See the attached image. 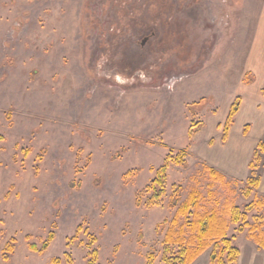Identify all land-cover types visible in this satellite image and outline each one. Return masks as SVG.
Wrapping results in <instances>:
<instances>
[{
	"label": "rangeland",
	"instance_id": "rangeland-1",
	"mask_svg": "<svg viewBox=\"0 0 264 264\" xmlns=\"http://www.w3.org/2000/svg\"><path fill=\"white\" fill-rule=\"evenodd\" d=\"M260 141L264 0H0V264H163L191 190L202 212L264 203L261 149L244 193ZM250 227L264 236V204L228 219L225 264H264Z\"/></svg>",
	"mask_w": 264,
	"mask_h": 264
},
{
	"label": "trees",
	"instance_id": "trees-1",
	"mask_svg": "<svg viewBox=\"0 0 264 264\" xmlns=\"http://www.w3.org/2000/svg\"><path fill=\"white\" fill-rule=\"evenodd\" d=\"M239 109V99H236L230 106L228 115L223 123L222 139L225 141L228 138V133L231 125L234 123L235 114ZM264 151V141L257 143L248 167L251 171L250 178L247 179L244 193L248 196L252 189H256L260 185V178L257 175L259 167V150ZM182 152L180 156H183ZM175 163L185 165L184 160L178 159ZM210 177L213 180H223L224 175L210 166H206ZM166 166L163 165L157 172L153 184H159V191H153L152 199L158 200L164 193V175ZM200 194L196 190H191L186 198L177 206L175 214L168 222L167 229L164 233V255L162 258L163 264H191L198 256H200L208 247L214 245L211 254V260L214 264H225L223 260V252L227 251L229 262L233 263L239 254V250L232 246L231 241L226 236L228 229V219L232 222H238L241 218L245 217L246 213L251 211L254 206H263V201H256L244 208L241 212L238 207L234 205L231 199L224 202L223 213L216 212H202L200 211ZM183 220V221H182ZM251 235L255 231V227H250ZM188 232V233H187ZM254 239L258 245L264 248V236L257 232L254 233ZM54 234L49 233L47 240L42 244L41 248L36 245L30 244L32 251L43 253L49 246L53 239ZM12 245L7 244L4 247L5 255L12 253ZM152 255L149 256L147 264H151ZM57 259L53 260L56 263Z\"/></svg>",
	"mask_w": 264,
	"mask_h": 264
},
{
	"label": "crops",
	"instance_id": "crops-1",
	"mask_svg": "<svg viewBox=\"0 0 264 264\" xmlns=\"http://www.w3.org/2000/svg\"><path fill=\"white\" fill-rule=\"evenodd\" d=\"M259 30V29H258Z\"/></svg>",
	"mask_w": 264,
	"mask_h": 264
}]
</instances>
